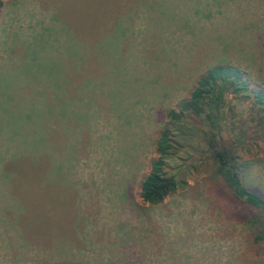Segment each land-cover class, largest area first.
Here are the masks:
<instances>
[{"label": "rangeland", "instance_id": "1", "mask_svg": "<svg viewBox=\"0 0 264 264\" xmlns=\"http://www.w3.org/2000/svg\"><path fill=\"white\" fill-rule=\"evenodd\" d=\"M228 54L264 60V0H1L0 264H264L258 222L204 161V114L169 119ZM224 98L218 134L264 196V112ZM165 126L181 182L150 205Z\"/></svg>", "mask_w": 264, "mask_h": 264}, {"label": "trees", "instance_id": "2", "mask_svg": "<svg viewBox=\"0 0 264 264\" xmlns=\"http://www.w3.org/2000/svg\"><path fill=\"white\" fill-rule=\"evenodd\" d=\"M250 82L255 88L249 87ZM226 92L251 98L258 110L264 112V60L260 61L252 55L236 58L228 54L208 66L199 75L188 96L178 103L177 110H170L169 119L181 121L186 116L200 117L204 114L209 125L204 148L200 150L204 153V161L210 162L222 177L231 199L252 212L253 223L258 222L254 238L260 240L264 239V196L244 183L245 165L238 152L239 144L226 142L218 134ZM180 146L170 128L165 126L157 139L159 156L153 159L151 169L140 182L143 202L160 204L180 185L181 180L166 170V160L178 157L176 153Z\"/></svg>", "mask_w": 264, "mask_h": 264}]
</instances>
